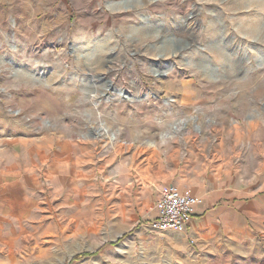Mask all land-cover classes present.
<instances>
[{
  "label": "rangeland",
  "instance_id": "rangeland-1",
  "mask_svg": "<svg viewBox=\"0 0 264 264\" xmlns=\"http://www.w3.org/2000/svg\"><path fill=\"white\" fill-rule=\"evenodd\" d=\"M69 140L92 149L62 150ZM138 142L192 182L238 179L243 255L208 260L185 230L156 231L149 208L133 210L122 185L154 175L156 201L175 182L129 169L123 183L113 150ZM10 169L38 171L20 218L10 182L29 184ZM248 259L264 261V0H0V264Z\"/></svg>",
  "mask_w": 264,
  "mask_h": 264
},
{
  "label": "crops",
  "instance_id": "crops-1",
  "mask_svg": "<svg viewBox=\"0 0 264 264\" xmlns=\"http://www.w3.org/2000/svg\"><path fill=\"white\" fill-rule=\"evenodd\" d=\"M139 139L140 138H137L136 140L139 141ZM147 139L149 140V137H147ZM80 142V140H69L68 142L59 143V146H61L62 150L67 149L69 152L92 149L91 142L89 145H86V143L81 144ZM82 145H84V149L81 147ZM129 146L131 145L125 146L123 144H116L113 150L114 152H118L117 158L119 161H117V169L122 170L120 177L123 176V178H121L123 183L129 178L127 174H125V171L129 169L134 172H148L145 173L144 176L149 175L150 172L160 171L164 173L163 180L165 182L166 180L170 182L171 178L172 180L175 179V182L165 184L166 186L176 185L181 188H188L196 197L202 200V203L196 208L192 222L185 229V236L190 240L197 254L202 252L208 260L220 257L221 255H228L231 250H233L235 254L243 255V251H240L242 249L239 248H241L242 244L246 241L245 237L251 240L250 232L246 229L244 224L247 217L246 215L249 214V207L244 204V191L237 178H233L232 175H226L220 178L213 177L211 179L201 176V178L192 182L191 179L187 177V173L180 169L181 164L179 163L173 164L174 173L179 174L178 177L171 174L173 165H171V159L166 155H164L163 158L161 156L160 158H162V160L160 159L159 162L156 163L155 151L150 150V147H143L140 143L133 149H130ZM29 151L30 156L35 152L39 155V150L33 148ZM119 153L121 155H119ZM40 157L44 158V154L40 155ZM65 160H67V162L69 161L67 157H65ZM57 162L58 160L55 164ZM33 163L34 162H32V164ZM33 166L37 167L38 164ZM53 167L48 168L51 170L50 174L55 175V173H52ZM19 171L10 169L9 178L12 181L21 178L23 181H27L29 185L21 187L15 182H10V184H12L10 187L13 192L9 201L11 204L10 210L15 213L14 216L17 218L29 212L30 201L34 202V199L32 198L31 200L28 196L39 195V193H35L32 188V186L35 185V178L38 179L36 176L38 171L35 169L32 173L25 175ZM166 173L170 174L167 175ZM4 178L7 181L8 177ZM13 183L15 184L13 185ZM122 186L126 191H131L133 201H136L135 204L133 203V210L138 209L141 212H147L149 208V213L145 215V218H153L154 220L156 217V211L154 209L156 201L152 199V196L157 195L159 192L156 189L155 176L142 177L138 175L130 185ZM149 196L151 198H149ZM224 239H226L225 244L227 247H225Z\"/></svg>",
  "mask_w": 264,
  "mask_h": 264
},
{
  "label": "built area",
  "instance_id": "built-area-1",
  "mask_svg": "<svg viewBox=\"0 0 264 264\" xmlns=\"http://www.w3.org/2000/svg\"><path fill=\"white\" fill-rule=\"evenodd\" d=\"M201 203L202 200L188 188L166 186L155 202L156 217L149 225L159 232L183 231Z\"/></svg>",
  "mask_w": 264,
  "mask_h": 264
},
{
  "label": "trees",
  "instance_id": "trees-1",
  "mask_svg": "<svg viewBox=\"0 0 264 264\" xmlns=\"http://www.w3.org/2000/svg\"><path fill=\"white\" fill-rule=\"evenodd\" d=\"M121 240H123V239H121ZM121 240H119V243H120ZM90 256H93V254H84V255H81L80 257H78L75 260L84 259V258H87V257H90ZM247 262L250 263V264H264V261H259L257 259H248Z\"/></svg>",
  "mask_w": 264,
  "mask_h": 264
},
{
  "label": "bare ground",
  "instance_id": "bare-ground-1",
  "mask_svg": "<svg viewBox=\"0 0 264 264\" xmlns=\"http://www.w3.org/2000/svg\"><path fill=\"white\" fill-rule=\"evenodd\" d=\"M123 92H120V95L122 94ZM105 129V128H104ZM105 130H107V129H105ZM108 131V130H107Z\"/></svg>",
  "mask_w": 264,
  "mask_h": 264
},
{
  "label": "water",
  "instance_id": "water-1",
  "mask_svg": "<svg viewBox=\"0 0 264 264\" xmlns=\"http://www.w3.org/2000/svg\"><path fill=\"white\" fill-rule=\"evenodd\" d=\"M120 93V92H119ZM127 99V97H125Z\"/></svg>",
  "mask_w": 264,
  "mask_h": 264
}]
</instances>
